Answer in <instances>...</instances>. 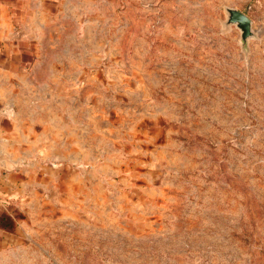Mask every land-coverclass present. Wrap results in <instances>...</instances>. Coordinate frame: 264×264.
Segmentation results:
<instances>
[{
	"label": "rangeland",
	"instance_id": "obj_1",
	"mask_svg": "<svg viewBox=\"0 0 264 264\" xmlns=\"http://www.w3.org/2000/svg\"><path fill=\"white\" fill-rule=\"evenodd\" d=\"M26 7L27 264H264V0Z\"/></svg>",
	"mask_w": 264,
	"mask_h": 264
},
{
	"label": "crops",
	"instance_id": "obj_2",
	"mask_svg": "<svg viewBox=\"0 0 264 264\" xmlns=\"http://www.w3.org/2000/svg\"><path fill=\"white\" fill-rule=\"evenodd\" d=\"M26 6L27 0H0V264H27L28 244L40 245L36 239L41 237L44 221L42 216L28 214L29 203L13 200L22 193L17 187L20 174L27 172L19 164L32 150L26 119L38 108V103L31 102L32 89L23 86L25 72L12 66L10 47L20 36L18 30L26 29L21 24Z\"/></svg>",
	"mask_w": 264,
	"mask_h": 264
},
{
	"label": "water",
	"instance_id": "obj_3",
	"mask_svg": "<svg viewBox=\"0 0 264 264\" xmlns=\"http://www.w3.org/2000/svg\"><path fill=\"white\" fill-rule=\"evenodd\" d=\"M228 23H236L242 32V39L246 40L252 34L251 19L243 11L236 8H227Z\"/></svg>",
	"mask_w": 264,
	"mask_h": 264
}]
</instances>
